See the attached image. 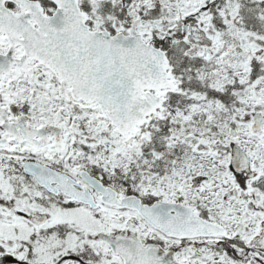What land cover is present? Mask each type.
Wrapping results in <instances>:
<instances>
[{"label": "snow or ice", "instance_id": "snow-or-ice-1", "mask_svg": "<svg viewBox=\"0 0 264 264\" xmlns=\"http://www.w3.org/2000/svg\"><path fill=\"white\" fill-rule=\"evenodd\" d=\"M0 264H264V0H0Z\"/></svg>", "mask_w": 264, "mask_h": 264}]
</instances>
